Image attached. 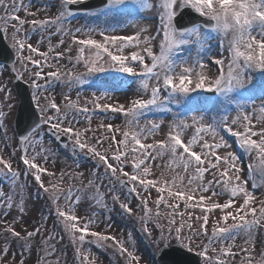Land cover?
<instances>
[{
  "label": "snow or ice",
  "instance_id": "obj_1",
  "mask_svg": "<svg viewBox=\"0 0 264 264\" xmlns=\"http://www.w3.org/2000/svg\"><path fill=\"white\" fill-rule=\"evenodd\" d=\"M83 2L58 0V3L49 6L55 9L51 16L28 20L21 18L19 13L23 11L26 17L36 16L37 12L32 11V0L27 3L25 0H0V11L4 13L0 16V25L5 34L11 29L12 47L24 68V72L14 78L30 81L29 87L35 93L33 99L40 113L39 123L29 133L33 136L32 141L22 148V171L14 170L10 162L15 152L10 154L9 160L0 157V165H3L0 175L10 182L7 193L0 188V220L11 217L4 220V228L0 231V244L4 245L0 249V264H29L30 257L25 258V255L39 247L41 240L34 241L33 238L39 235L43 239L42 229L48 232L47 239L43 240L44 256L34 264H44V258L57 252L62 254L60 240L64 235L75 248V260H80L81 264L88 261L89 255H92V264L98 260L99 264H103V260L92 253L91 245L111 250L112 255L117 257V264H141L142 260L144 264H154L142 257L138 250H130L136 247L132 233L125 241L97 231L101 223L107 229H113L111 218L101 221L94 210L89 211L80 204L78 193L86 190L92 193L91 199L97 206L107 209L104 196L100 194V186L105 179L110 185L105 187L112 193L113 202H119L122 214L131 218L136 207L143 209V215L139 217L140 231L157 245L158 250L161 244L164 248L171 247L170 240L165 238L166 227L168 236L171 237L174 230L179 247L195 252L203 258V264H234L238 253L233 249L237 238L243 235L245 244L251 247L240 249L247 254L240 258V264H264V256L256 261L252 255L253 251H257V244L264 248V233L261 232L264 229V103L255 104L256 99L264 101V0H105L102 9L96 13L101 18L114 17L119 13L159 17L158 27L150 20L146 23L130 21L129 26L136 29L134 33H127L119 24L110 23L87 28L81 26L73 31L68 27L73 17L71 6ZM38 7L43 8V5ZM188 10L204 18L210 28L205 31L199 25H182L181 20ZM213 33L222 38L231 34V39L227 41V55L221 53L220 58H209V62L218 69L214 78L206 71L208 64L201 59L210 39L214 38ZM57 35L60 45L66 43L65 37H70V42L53 57L57 63L48 64L49 53L53 50L51 40ZM35 37H39L36 45L48 40V52L39 51V47L34 46ZM157 46L158 51H155ZM193 46L195 60L190 54ZM25 51L28 55H24ZM74 51V57L66 56ZM186 51L189 52L187 56ZM38 52L44 63L33 58L32 54ZM65 57L71 67L62 71L59 61ZM29 64L33 66L30 74ZM80 64L83 65V72L75 70ZM45 67L56 68V71L42 75ZM257 72L261 78L258 83H253V74ZM100 73L108 75H96ZM112 73L123 74V78ZM56 83L69 89V93L64 94L63 107L45 95L52 91ZM130 83H138L137 95L130 99V106L125 107L119 102L101 103L113 99L114 93ZM0 85H3L2 77ZM85 85L94 89V96L81 106L80 91H77L75 100L71 98L70 91ZM6 91V86H0V100L5 99L2 94ZM200 93H213L214 96H201ZM41 97L48 101L47 104H41ZM213 102L218 104L220 111L210 118L205 108ZM87 103L105 114L102 119H108L109 112L122 113L127 118L125 129H114L111 123L107 125L110 135L105 138L109 143L103 151L98 150V146L103 144L102 139H95L93 143L82 139L85 133L92 131L90 123L94 113ZM173 105L182 108L183 113L178 111L173 114L172 123L161 139L146 143L149 137L154 138L162 132V120L148 119L149 114L171 113ZM233 111L235 116L230 115ZM81 117L89 125L83 127V131L77 127L82 124ZM41 125H48L58 137H68L72 141L74 155L83 153L95 161L92 165L94 170H88L87 176L79 171L61 173V181L65 176L72 182L79 180L81 188L74 191L70 183L65 193L57 191L56 185L51 192L45 186L41 173L47 172L51 177L54 172L41 164V161L47 164L52 154L51 149L41 142L38 132ZM189 128H193L194 133L191 139H186L185 130ZM117 133L122 139H117ZM0 138L7 139L6 130ZM27 141L28 135H25L18 143L25 145ZM113 145L114 154L109 156ZM2 152L3 148H0ZM254 156L262 162L258 170L252 164L243 163L245 157L252 159ZM165 157H168L166 166L180 171L171 181L165 179L163 173L159 179L149 178L153 176V162ZM129 166L130 170L126 171ZM79 167L83 166L77 164ZM206 173H210L212 178L205 182ZM22 174L24 177L31 176L38 190H43L50 200L49 215L54 212L52 229H47L46 218L35 224L24 219L26 202L23 191L26 185L20 183ZM84 180H87L86 184ZM125 187L127 194L117 190ZM152 189L159 194L155 200V215L147 203ZM165 191L167 196L163 195ZM222 197L225 199L219 202ZM61 198L63 205L59 203ZM134 200L140 202L136 207H133ZM194 200L195 203H190ZM180 201L184 202L185 210L201 207V213L196 216V221L202 220L198 227L194 228L193 223L184 221L173 229L176 217L183 219L185 216L184 211H178ZM204 201L211 203L205 207ZM257 203L258 209L255 206ZM161 204L165 209H171L165 213L167 225L161 223ZM14 207L17 209L15 215L12 212ZM215 209H219L220 220L224 224L221 225L218 220V226L213 227L209 234L206 225L209 224V214ZM249 215L251 219H246ZM229 219L233 221L231 225L227 224ZM185 223L188 236L182 235ZM13 224H18L21 230L17 231ZM152 224L160 230L159 240L153 238ZM57 235L60 240H57ZM13 244L19 245L20 255H9V245ZM46 264H53V261L47 260ZM55 264H60L59 259Z\"/></svg>",
  "mask_w": 264,
  "mask_h": 264
},
{
  "label": "rangeland",
  "instance_id": "obj_2",
  "mask_svg": "<svg viewBox=\"0 0 264 264\" xmlns=\"http://www.w3.org/2000/svg\"><path fill=\"white\" fill-rule=\"evenodd\" d=\"M28 0H25V3H27ZM58 3V0H32V11L37 12L36 16H25V13L21 11L19 13L21 18H26L28 20L31 19H43L46 17L51 16L53 13H55V9L50 8L49 6L52 4ZM43 5V8L38 7ZM99 12V11H98ZM91 13V14H84V15H76L72 17V22L68 27H70L73 31H75L76 28L84 26L87 28L88 26L95 27L96 25H105V24H119L120 28L123 29L127 33H134L135 32V27H130L129 22L130 21H135V20H140L141 23H146L147 21H151L153 24H155L157 27L159 26V17L157 15H150V16H145L137 13H119L123 14V17L126 18L125 20L120 21L118 19V14L114 17L110 18H101L96 13ZM4 13L3 11H0V16H3ZM2 27V25H1ZM26 28L30 27V25H25ZM214 38L210 39L208 43V48L207 50L202 53L201 59L208 64V71L210 77L214 78L216 75H218V69L216 66L212 65L209 62L210 57L214 58H220V54L224 53V55H227L226 48H227V41L231 39V34H229L227 37H219L216 36L214 33L212 34ZM6 38L8 39L9 43L11 44V29L7 32L5 35ZM39 37H35L33 40L34 46L39 47V51L43 52H48L49 50V42L47 39H45L44 43L42 45H36V40H38ZM59 39L60 37L53 36L51 40V46L53 50L49 53V58L47 60L48 64H56L57 61L53 59V57L57 56V53L61 51L62 49L66 48L67 43L70 42V37H65L66 43L64 45L59 44ZM223 40V43H222ZM74 49L76 46H73ZM155 51H158V46L157 48L154 49ZM75 51L73 53L66 54L67 55H72L73 57L75 56ZM193 60H195L196 57V51L195 47L193 46L190 52ZM24 55H28V52L25 51ZM33 58L34 59H39L41 60L42 63H44L43 58L39 55L38 53H33ZM185 55H189V52L186 51ZM59 66H61L62 71H67L68 68L71 67L69 65L67 58H63L59 61ZM77 72H83L84 68L83 65H77L76 69ZM33 71V66L29 64L28 66V73L30 74ZM49 71H56V68H49L45 67L42 70V75L48 73ZM24 72V68L19 61L18 57L16 59V63L13 67V69L5 67V66H0V77L3 78V85L0 86H6L7 91L4 92L2 95L5 97V99L0 100V111H2L3 115L0 116V134H2L5 130L7 131V139L4 140L0 138V148H3V152L0 153L3 159L9 160L10 154L15 152V156L11 157L10 162L12 163L13 169L15 170H21V163L22 161L19 160L20 156V149L18 147L16 138L14 133L11 131L10 124L13 120V116L15 114V108L17 105V99L14 95L13 89H12V81L14 77L18 74H21ZM114 73H112L113 75ZM97 76H105L108 75L107 73H100L96 74ZM254 80L253 83H258L261 74L260 73H254ZM123 78V74H122ZM95 79V77H93ZM131 79V78H129ZM42 82V81H41ZM137 87L138 83H130L127 87H125L123 90L116 92L113 94V99L111 100H106V101H101L103 102H108V103H123L125 104V107L130 106V99L135 97L137 95ZM77 91H80V104L81 106L85 105L86 101H91L94 96V89L90 85H85L81 88H72L70 91V96L73 100L76 99V94ZM69 93V89L59 83L53 84L52 86V91L50 93H45L49 97V99H53L55 102H57L61 107L64 106L65 100H64V94ZM195 95V94H194ZM41 99V104H47V100H44L43 97ZM261 103H264V101H261L260 99L255 100V104L259 106ZM87 106L92 109L94 108L91 103H87ZM173 111L171 113H153L149 114L148 119H153V120H162L161 124V129L162 132L158 133L156 137H149L146 143L152 142L153 139H161L164 134H166L168 125L172 123V117L173 114L176 112H180L181 114L183 113V109L180 108L178 109L177 106L173 105L172 106ZM220 111L219 106L217 103L213 102L209 104L205 108V112L208 117H214L217 115V113ZM96 115H93L92 121L90 123V128L92 131H89L84 134V137L82 139H87L89 143H93L95 139H102L103 144L101 146H98V150L103 151L105 148H108V139H106V136H109L110 134L108 133L107 125L111 123L113 125V128L115 129L116 127H120L121 129H125L127 127L126 125V120L127 118L122 114V113H115V114H109L107 113V116L109 117L108 119H102L104 117V113L101 112H95ZM235 112H231V116H235ZM189 116L191 113L188 114ZM82 124L78 125L77 127L80 128L81 131H83V127L89 126L87 121L83 120V117H81ZM189 123H191L190 120H188ZM103 125V126H102ZM39 136L41 138V142L51 149L52 154L50 155L49 161L47 164H43V161H41V164L43 167L47 168L48 171L54 172L53 176H48L47 178L42 177V181L45 183L46 187H49L50 192L53 190V185H56V190L57 191H63L67 192L69 188V184H72L73 190L81 188L80 181L77 180L75 182L69 181L68 177L65 176L63 181H61V173H75L77 171L83 172L85 176L88 174V170H94L92 169V165L95 164L94 160L89 159L88 157L84 156L83 153H80L79 155H74L73 151L70 149V147H60L54 143V141H51L50 139L46 137L47 135L45 134L44 128L38 129ZM194 133L193 128H189L185 130V137L186 139H191L192 135ZM117 139H122V136L120 133H117ZM33 139V136L31 139L27 141V143H30ZM209 141L211 142V138L209 137ZM231 142V139H230ZM25 144V146L27 145ZM235 147V145H233ZM115 150V145H113L112 149L109 150L108 155L111 156L114 154ZM23 155V153H22ZM243 155V153H241ZM243 163L245 165L252 164L254 169L259 168L261 166L262 162L259 157H253L252 159H249L248 157L244 158ZM21 164V165H20ZM77 164L82 165L83 167L77 168ZM168 164V157H165L164 160H157L153 162L152 164V173L153 176H150L149 178H157L159 179L161 177V173H163V177L169 181H171L172 177L176 175L177 172H179V169H176L175 171L172 170L171 166H166ZM126 171L130 170V166L125 168ZM103 171V169H101ZM210 173L205 174V182L208 179H211ZM126 179V178H125ZM49 181L52 183L50 184ZM20 183L26 185L23 191V199L26 202V211L23 214L24 219L31 221V223H37L40 219L46 218V227L47 229H52L53 227V219H54V214L52 213L49 215V206H50V200L47 199L46 194L43 192H40L36 189V186L34 182L31 180V177H24L23 174L21 175V181ZM84 183H87V180H84ZM186 183V179H185ZM110 186L109 182L107 179L104 180L103 184L100 186V194L104 196V202L107 203L108 208L105 209L103 207L97 206L95 201L91 199L92 193L88 191H81L78 193L80 196V204L85 208L88 209L89 211L94 210L97 213L98 218L101 221H104L106 218L110 217L111 224L114 225L113 229H107L106 226L101 223L99 227H97V231L104 232L106 235H111L115 236L118 240H127L129 233H132L133 236L135 237L133 243L135 244V248H131L130 250H136L139 249V251H143L145 259L146 260H151V257L157 252V245L153 244L150 239L145 238V234H142L140 231L141 225L139 222V217L143 215V209L136 207L139 205L138 200L133 201V207H136L135 213L129 218L127 215L122 214V210L120 209L119 202H113L112 200V193L107 191V188L105 186ZM163 186V185H161ZM0 188H3V190L7 193L10 190V182L8 179H6L3 175H0ZM118 191H122L124 194H127V191L125 189H119L117 188ZM219 190V189H217ZM164 196H167V191L163 193ZM159 194L155 192V189H152L151 192L148 194V207L152 209L153 215L156 213V205H155V200L158 198ZM123 199V197H122ZM225 198L222 197L219 202H223ZM259 199V197H258ZM59 203L62 205L64 204L63 198L60 199ZM190 203H195V200L190 202ZM211 201H204L203 204L206 207L208 204H210ZM257 209L259 208V204L257 203L255 205ZM171 211V209H165L163 204L160 205V213H161V223L164 225H167V218H165V213ZM178 211H184L185 216L183 219L181 217L177 216L176 220L177 223L173 225V229L175 227L180 226L181 223L184 221H187L188 223H193L194 228L198 227L201 221H196V216L199 215L202 211L201 207H196V208H189L185 210L184 208V202L180 201V208ZM13 215L16 214L17 209L14 207L12 210ZM189 213H191V218H189ZM80 214V213H78ZM11 219V217H6L4 220ZM246 219H251V215L246 217ZM4 220H0V223L4 224ZM220 221V224H224L222 220H220V213L219 209H215L213 213L209 214V224L206 225V227L209 230V234H211V229L217 225V221ZM237 223H239V218H237ZM233 221L229 219L227 222L228 225H231ZM17 231H20V227L18 224H13L12 225ZM152 227L154 229L153 231V238L156 240H159L160 238V230L155 228V224H152ZM0 228H4V226L0 225ZM133 229L135 231L133 232ZM29 231L32 230L31 227L28 228ZM44 233L43 239L38 235L37 237H34L33 240L40 239L41 243L39 247H37L33 252L27 253L25 255V258H29V264H34L38 260V258H42L44 256L43 254V248H44V243L43 240L47 239L48 232H46L44 229L41 230ZM58 232H61L62 229H57ZM262 233H264V229L261 230ZM182 235L188 236L189 235V230L187 228V224L185 223V227L183 230ZM165 238L166 240H170L171 245L173 244H178L175 240V231L173 230L171 237L168 236L167 228L165 227ZM57 240H60V236L57 235ZM198 241H194V243H197ZM49 243H52V241H49ZM111 243V242H109ZM206 243V240L204 241ZM3 244H0V249L3 248ZM163 245H160V248ZM60 247L63 248V253L57 252L53 256H49L44 258V264H46L47 260L53 261V264H55L56 260L59 259L60 264H64L65 261H67V264H81L80 260H75V254L73 246H71L70 241L67 237V235H64L63 240H60ZM86 247H88L86 245ZM242 247H251L250 245L245 244V237L241 235L240 237L237 238L236 241V246L233 249V251H236L238 253V256L235 258L234 264H240V258L241 257H246V253L240 251ZM257 251H253L252 255L255 258L256 261L261 259V256H264V248L260 247L259 244L256 245ZM91 251L94 255L100 258V260H103V264H109V260L111 261V264H117V257L112 255L111 250H104L100 249L94 245H91ZM259 252V254H257ZM195 253V252H194ZM20 255V249L18 246L15 244L9 245V255ZM91 261H92V255H90ZM144 263V261H141V263ZM92 264V263H90ZM96 264H99V260L96 262ZM203 264V262H202Z\"/></svg>",
  "mask_w": 264,
  "mask_h": 264
},
{
  "label": "water",
  "instance_id": "obj_3",
  "mask_svg": "<svg viewBox=\"0 0 264 264\" xmlns=\"http://www.w3.org/2000/svg\"><path fill=\"white\" fill-rule=\"evenodd\" d=\"M25 103H27V101H25ZM19 127L21 128V124L20 123H19ZM173 250L170 251V252H172V254H175L173 252ZM170 252H164L162 254L163 258H165L167 256V254L170 253ZM179 257L181 258L180 259V264H197V262L189 255L181 254V255H179Z\"/></svg>",
  "mask_w": 264,
  "mask_h": 264
},
{
  "label": "bare ground",
  "instance_id": "obj_4",
  "mask_svg": "<svg viewBox=\"0 0 264 264\" xmlns=\"http://www.w3.org/2000/svg\"><path fill=\"white\" fill-rule=\"evenodd\" d=\"M118 19H120L121 22H122V20H125V21H126V18L123 17V14H119V15H118ZM138 251H139V249H138ZM139 252H140V251H139Z\"/></svg>",
  "mask_w": 264,
  "mask_h": 264
}]
</instances>
